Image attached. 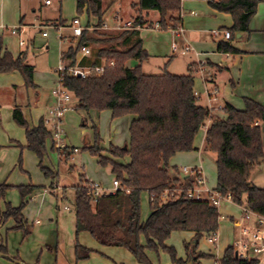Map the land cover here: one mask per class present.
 Instances as JSON below:
<instances>
[{
  "label": "crops",
  "instance_id": "crops-1",
  "mask_svg": "<svg viewBox=\"0 0 264 264\" xmlns=\"http://www.w3.org/2000/svg\"><path fill=\"white\" fill-rule=\"evenodd\" d=\"M133 1L123 4L121 0H101L104 9L101 25H97V18L88 15L84 7L79 18L82 33L80 37H76L72 35L68 26L69 22L78 15L76 0H0V55L2 51H8L14 57L24 55L25 62L34 67V88L25 87L18 71L0 73V184L11 186L0 198V206L5 202L13 207L20 204L17 186L29 184L37 186L26 197L27 203L22 211L27 222L32 225L30 234L24 236L21 230L13 229L15 223L12 219H8L5 225L0 227L2 245L7 248V257L0 254V264H139L127 249L101 245L86 231L80 232L77 238L82 246L91 249L87 258L75 259L74 243L60 244L59 218L65 220L64 213L70 211L69 206L65 209L66 205L61 207L59 204L65 197L67 186L62 185L55 176L47 177L43 174L38 165L39 159L35 153L25 147V129L12 117L13 109L17 107L23 119L32 128L37 126L41 119L44 120L48 109L55 104L51 90L42 92L43 85L49 83L45 80H49L50 75L47 76L46 71L36 68L34 63L37 64V58L33 60L32 53L34 49V51L40 47L46 49L44 53L50 58V64L55 63L57 66L61 63L62 52L81 41V46L88 47L90 54L80 58L79 64L93 65L96 61L95 52L98 49L108 47L125 49L134 40L135 35L130 32L132 30L121 29V21H133L137 14L131 7ZM73 5L72 14H66ZM176 17L180 18L179 25L182 27L179 35H174L171 29L161 30L155 27L158 15L153 11L145 16V19L154 23L153 26L145 25L134 29L141 39L143 50L148 55L141 63L142 71L153 74V69L157 67L172 74L182 75L187 73L190 65H197L198 70L194 76L197 103L207 108L213 118L226 119L227 114L223 110L226 103L242 110L243 98H250L264 106V0H257L255 11L249 20L248 31L237 33L234 38L228 40L223 39L222 36H213L212 30H230L233 24L231 14L214 9L206 0H181L180 11ZM13 29L16 30L15 33H12ZM124 31L130 33L122 35ZM218 41H227L240 52L217 51ZM172 44H176L177 47L174 52L171 50ZM185 46L189 49L183 52ZM130 61L126 63L127 66ZM134 62L138 64V61L134 60ZM101 63H104L103 59L96 64ZM75 103L72 97L66 103L68 107L66 112H71L67 120L72 121L73 125L80 124L78 133L83 146L93 145V126L97 128L100 122L107 121L110 116V124L113 126L110 135L112 141L108 145L104 142L99 143L100 154L120 164L128 163L129 157L113 158L108 148L109 145L128 146L129 126L136 116L129 114L112 118L110 110L83 111L76 109ZM68 121L65 123L66 128ZM210 121L211 119L195 136L193 150L175 153L169 159L168 166L172 176L176 173L181 178L190 176L181 172L183 167L198 170L203 178L201 186L214 190L217 183L216 156L204 146L206 127ZM258 125L264 139V119L259 121ZM46 127L51 131L50 125ZM63 133L66 136L64 131ZM53 143V139L49 136L42 166L55 174L54 168L61 163L62 158L59 154L60 149H57ZM73 148L77 147L72 146L71 149ZM96 159L98 161L97 156ZM69 168L71 169L72 166ZM81 176L85 181L96 183L85 174ZM79 180L78 177L77 184ZM250 182L264 189V157L251 172ZM77 184L72 185L73 190ZM143 194L146 196L148 216L150 198L146 192ZM217 211L219 226L215 234L216 240L210 243L208 237L201 238L196 251L209 256L198 259L199 264H220L219 259L229 246L225 240L231 241L234 238L236 228L232 220L237 219L241 214L239 205L231 200H223ZM172 234H176L177 239L181 241L180 247L166 243ZM193 236L194 232L191 231H174L165 241V245L175 249L177 258L189 262L192 254L190 250H185L184 243H188ZM141 242L143 243V239ZM146 254L151 264H170L169 256L162 251L158 253L147 251ZM16 257L19 258V263L13 259Z\"/></svg>",
  "mask_w": 264,
  "mask_h": 264
},
{
  "label": "trees",
  "instance_id": "trees-1",
  "mask_svg": "<svg viewBox=\"0 0 264 264\" xmlns=\"http://www.w3.org/2000/svg\"><path fill=\"white\" fill-rule=\"evenodd\" d=\"M180 3L181 0H134L131 7L137 14L133 23L153 26L154 23L145 16L150 11H156L158 18L155 24L159 29H175L180 23V18L176 17ZM256 4L257 0H216L210 3L214 9L231 14L233 24L229 31L232 38L237 33L248 31ZM84 7L88 15L97 18V25H101L104 14L101 0H76L78 14ZM130 32L135 38L125 49L108 47L95 52L96 61L93 64L102 59L106 64L109 61L114 63L107 65L102 75L80 78L66 74L63 79V86L76 102V109L110 110L112 118L129 114L136 116L129 126L128 146L108 148L113 158L129 157L126 164L101 156L99 136L93 126L94 143L85 149L98 157V164L110 166L120 187L114 192L102 191L93 201L89 182L79 177V183L74 187L75 259L87 258L91 252L77 241L78 234L86 231L101 245L127 249L139 264H151L147 251L167 253L170 264H188V261L177 258L175 249L166 246L165 241L174 231H191L194 236L184 243V248L191 251L190 264H199L198 259L209 256L196 251L199 240L203 236L216 234L219 214L217 207L208 199L187 197V191L199 185L200 172L193 169L195 172L185 178L176 173L172 176L169 159L177 152L193 150L195 136L211 119L206 127L204 146L216 156L217 183L214 190L230 194L234 203L264 215V189L250 182L251 172L264 157L263 132L258 125L264 119V106L250 98H243L242 110L226 103L223 107L226 119L211 117L210 111L197 103L194 76L198 66L190 65L187 73L182 75L169 73L165 69L160 74L144 73L141 63L148 55L142 48L138 34L134 30ZM130 32L124 31L122 35ZM81 45L79 41L76 46L62 52L61 62L65 65L75 64V55ZM216 49L220 52H240L227 41L216 42ZM130 60H136L138 64L129 67L126 62ZM12 71L20 73L26 88H34V67L25 62V56L14 57L10 52L2 51L0 73ZM12 117L25 129V147L35 153L43 174L55 176L42 166L46 141L50 136L43 120L30 128L17 107L13 109ZM73 153V149L67 147L59 151L64 161ZM8 188L11 186L0 184V198ZM36 188L32 184L16 187L20 204L13 207L4 203V209H0V227L12 219L15 223L13 229L21 230L24 236L30 234L32 225L22 211L27 203L26 197ZM165 191L166 197L162 199ZM143 192L149 195L150 213L141 221L140 195ZM0 254L7 255L1 238ZM13 259L19 261L18 257ZM219 262L257 264L254 260L236 257L231 245L224 250Z\"/></svg>",
  "mask_w": 264,
  "mask_h": 264
},
{
  "label": "built area",
  "instance_id": "built-area-1",
  "mask_svg": "<svg viewBox=\"0 0 264 264\" xmlns=\"http://www.w3.org/2000/svg\"><path fill=\"white\" fill-rule=\"evenodd\" d=\"M209 4L215 2L216 0H206ZM49 3V1H46ZM69 28L72 35L80 37L82 33V27L79 22V18L75 17L69 22ZM140 25H134L132 20L121 21V29L123 30H136L139 29ZM157 27V25H155ZM174 35H179L182 32V27L179 25L175 29H171ZM16 30H12L15 33ZM46 35V32L44 33ZM213 36H222L223 39H230L231 33L229 30L220 31L218 29L212 30ZM176 44H172L171 50L176 51ZM189 49L188 46L183 48V52ZM90 54V49L86 46H81L75 55V64L65 65L62 62L59 63L55 69L54 73L56 75V82L54 87L51 89V94L55 99V104L48 109L45 117L44 124L51 126L50 137L53 139V145L62 150L66 146L63 144L64 133L62 129V117L67 111L68 107L66 103L71 100V93L65 89L63 86V79L66 74L74 77L86 78L89 76H100L103 74L107 65H113V61H109L108 64H93L87 66H81L79 64L80 58L88 56ZM216 93V90L214 91ZM196 95V93H195ZM209 121V120H208ZM76 152L77 148H73ZM183 174L192 175L195 171L187 167L181 169ZM199 185L195 186L193 189L187 191V197L195 200L208 199L214 206L218 207L223 200H231L230 194H221L216 190H209L202 187L203 178L200 176ZM92 190L93 201H96L97 197L101 194L104 189H102L97 183L89 182ZM120 187V182L114 177L111 182V187L109 192H114ZM162 199L166 197V191L162 194ZM232 201V200H231ZM241 209V214L237 219H233L232 223L237 228V234L234 236L231 246L237 257L244 260H254L257 264H264V215L256 213L249 208L239 205ZM68 209L67 206H64ZM208 242L214 243L216 240L215 234L208 237Z\"/></svg>",
  "mask_w": 264,
  "mask_h": 264
},
{
  "label": "rangeland",
  "instance_id": "rangeland-1",
  "mask_svg": "<svg viewBox=\"0 0 264 264\" xmlns=\"http://www.w3.org/2000/svg\"><path fill=\"white\" fill-rule=\"evenodd\" d=\"M123 4H129L131 0H121ZM74 11V5L73 7L70 6V9L66 12V14L70 15ZM156 12V11H153ZM157 13V12H156ZM78 14V13H77ZM81 14H78L77 17L80 18ZM76 17V16H75ZM53 36L54 34L51 33ZM55 37V36H54ZM35 50V49H34ZM32 51L34 54L33 60L37 58V64L36 68H39L40 71H46L48 73L47 76H49V83L46 82V84L43 85L42 92L46 93L49 92L55 85L56 82V75L54 73L53 68L56 66L55 63L54 65H51L50 63V58L46 56L44 53L46 49L40 47L37 51ZM30 51V54H32ZM48 51V50H47ZM32 56V55H31ZM32 58V57H31ZM56 60V59H53ZM56 62V61H55ZM127 63V62H126ZM28 64V63H27ZM137 65L134 60L129 62V67H133ZM163 67V66H161ZM46 68L45 70H43ZM164 71V69H160L155 67L153 69V74H160ZM55 80V81H54ZM101 111H106V110H101ZM71 112H65L64 116L62 117V129L65 132L66 136L64 135V141L63 144L65 146H68L69 149L72 148V146L77 147V151L72 154V156L67 160L64 161L63 159L61 160V163L59 165H56L54 168L55 171V179H58V181L62 185H66L65 189V194H64V199L61 200L59 204H61V207L63 205L69 206L70 211L65 212L63 218H59V242L60 244H75V235H74V190L72 185L77 184V179L80 177L82 174H85L90 178V180H94L96 183H98L101 187L106 188L107 190L110 189L111 187V182L114 179L115 176H113L110 166H101L98 164V161L96 159V156H93L92 154L89 153L87 149L83 146V144L80 142V134L78 133L79 125L80 124H75L73 125L72 121H68L67 117ZM126 115L120 116L124 117ZM110 116L109 119L105 122H100V124L97 126L96 130L99 136L100 142H104V144L108 145L112 141L111 138V133L113 126L110 124ZM68 121V126L67 128L65 127V123ZM200 134V133H199ZM93 140H94V135H93ZM99 142V143H100ZM72 144V145H70ZM113 146V145H109ZM67 147V148H68ZM69 166H72L70 169ZM172 175V171L170 173ZM59 195V192H58ZM0 209H4V204L3 206H0ZM148 211L147 207V201H146V196L142 193L140 196V219L145 220L146 214ZM7 222V221H6ZM5 222V223H6ZM30 224V223H29ZM5 225V224H4ZM236 228V227H235ZM234 236L237 234V228L234 231ZM226 239V237H225ZM201 240V239H200ZM200 240L198 243V247L200 245ZM77 241H79V238H77ZM233 240L230 241V239L225 240V242L229 243V245L232 243ZM168 245H174V246H181V241L177 239L176 234H172V236L168 239L166 242ZM63 249H66V247H63ZM165 253V252H163ZM167 254V253H165ZM168 255V254H167ZM169 256V255H168Z\"/></svg>",
  "mask_w": 264,
  "mask_h": 264
},
{
  "label": "water",
  "instance_id": "water-1",
  "mask_svg": "<svg viewBox=\"0 0 264 264\" xmlns=\"http://www.w3.org/2000/svg\"><path fill=\"white\" fill-rule=\"evenodd\" d=\"M124 148H126L125 146H124ZM1 256H5V257H7V255H3V254H1ZM235 256L237 257V254L235 253ZM192 258V257H191ZM192 260V259H191ZM191 260L188 262V264H190L191 263ZM17 263H19L18 261H16ZM20 264V263H19Z\"/></svg>",
  "mask_w": 264,
  "mask_h": 264
}]
</instances>
